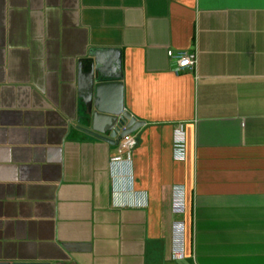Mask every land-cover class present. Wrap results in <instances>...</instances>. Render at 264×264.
<instances>
[{
    "label": "crops",
    "instance_id": "0c3cea01",
    "mask_svg": "<svg viewBox=\"0 0 264 264\" xmlns=\"http://www.w3.org/2000/svg\"><path fill=\"white\" fill-rule=\"evenodd\" d=\"M97 56L99 104L145 120L132 164L79 126ZM56 263L264 264V0H0V264Z\"/></svg>",
    "mask_w": 264,
    "mask_h": 264
},
{
    "label": "water",
    "instance_id": "95a60500",
    "mask_svg": "<svg viewBox=\"0 0 264 264\" xmlns=\"http://www.w3.org/2000/svg\"><path fill=\"white\" fill-rule=\"evenodd\" d=\"M80 66L85 114L93 116L91 125H79L81 129L112 144H118L122 137L137 131L145 124V120L138 119L123 106L111 111L99 104L98 94L95 93V82L100 81V84H106L107 77L110 76L119 82L121 71H118V66L113 62H104L99 56L90 59L89 62H81ZM83 67L89 69L83 70ZM111 70H114V74L111 73ZM97 89H99V85H97Z\"/></svg>",
    "mask_w": 264,
    "mask_h": 264
},
{
    "label": "built area",
    "instance_id": "2783aa9c",
    "mask_svg": "<svg viewBox=\"0 0 264 264\" xmlns=\"http://www.w3.org/2000/svg\"><path fill=\"white\" fill-rule=\"evenodd\" d=\"M169 56L177 63L176 70L183 71L192 69L198 61L197 49L168 50ZM138 143V136L132 132L122 137L117 144V151L112 155V161L124 166L126 163L132 164L133 151ZM185 135L182 124L175 128V148L179 152L185 149ZM173 212L176 215L186 211V191L182 185H175L173 188ZM173 246L171 256L175 260L183 259L186 256V223L182 218H175L172 223Z\"/></svg>",
    "mask_w": 264,
    "mask_h": 264
}]
</instances>
